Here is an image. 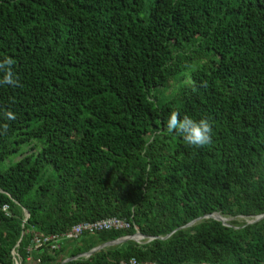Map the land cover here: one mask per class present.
Segmentation results:
<instances>
[{"label":"trees","instance_id":"obj_1","mask_svg":"<svg viewBox=\"0 0 264 264\" xmlns=\"http://www.w3.org/2000/svg\"><path fill=\"white\" fill-rule=\"evenodd\" d=\"M5 58L0 264H61L135 229L143 243L63 264H264V218L238 222L264 215V0H0ZM173 111L208 119L211 142L168 132ZM212 213L229 226L184 227ZM112 217L128 228L66 237Z\"/></svg>","mask_w":264,"mask_h":264},{"label":"clouds","instance_id":"obj_2","mask_svg":"<svg viewBox=\"0 0 264 264\" xmlns=\"http://www.w3.org/2000/svg\"><path fill=\"white\" fill-rule=\"evenodd\" d=\"M13 63L14 61L11 58H5L0 62V71L4 72L3 78L0 79V86H19L18 79L14 77L11 71ZM4 115L8 120L14 121L16 119L15 114L11 111H7ZM2 127L6 130L8 126L3 125ZM166 130L170 133L175 132L181 136L187 145L194 148H202L211 142L213 125L206 118L199 121L187 115L181 118L178 112L173 111L166 121ZM128 264H136L135 258H130Z\"/></svg>","mask_w":264,"mask_h":264},{"label":"built area","instance_id":"obj_3","mask_svg":"<svg viewBox=\"0 0 264 264\" xmlns=\"http://www.w3.org/2000/svg\"><path fill=\"white\" fill-rule=\"evenodd\" d=\"M3 210L6 211L7 207L4 206ZM128 224L119 218H106L102 220H97L93 222H82L79 224L74 225L70 231L66 234L67 238H76L82 232H87L88 234H93L101 231H109V230H124L128 228ZM136 232H138L135 229ZM50 240H55V243L58 241L55 235H50L47 237L42 236H34L32 239V248L37 249L41 246L42 243ZM141 239H138V241ZM54 246V245H53ZM126 264V263H121Z\"/></svg>","mask_w":264,"mask_h":264},{"label":"water","instance_id":"obj_4","mask_svg":"<svg viewBox=\"0 0 264 264\" xmlns=\"http://www.w3.org/2000/svg\"><path fill=\"white\" fill-rule=\"evenodd\" d=\"M24 213L26 214V217H27V216H28V213H27L26 211H24ZM263 218H264V215L256 216V217H254L253 219H251L249 222L245 223V225L256 223L257 221H259V220H261V219H263ZM202 219H214V220H216V221L221 222V223H222L223 225H225V226H229V221L231 220V219H229V218H225V217L221 216L219 213H212V214H209V215H205V216L199 217V218H197V219H195V220L189 222V223L186 224L184 227H189V226L195 224L196 222H198V221H200V220H202ZM168 236H169V235H167L166 237H168ZM166 237H164V238H166ZM145 238L147 239L146 236H144V235H142V234L136 232V233H134V234L131 235V236L123 237V238H119V239H117V240H114V241H110V242H106V243H104V244H101V245H99V246L93 248L92 250H90V251L87 252V253L80 254V255H78V256H76V257H73V258L65 259L64 261L61 262V264L65 263V262H68V261H70V260H72V259H76V258H78V257L89 256V255H91L92 253L96 252L97 250H100V249H102V248H104V247H106V246H112V245H116V244H119V243H123V242H125L126 240H129V239H130V240H135V241L138 242V239H145ZM164 238H163V239H164ZM148 239L151 240V239H153V238L150 237V238H148ZM15 264H19V263L16 262Z\"/></svg>","mask_w":264,"mask_h":264},{"label":"rangeland","instance_id":"obj_5","mask_svg":"<svg viewBox=\"0 0 264 264\" xmlns=\"http://www.w3.org/2000/svg\"><path fill=\"white\" fill-rule=\"evenodd\" d=\"M230 219V218H229ZM232 220V219H231ZM230 220V221H231ZM242 220H244V222L245 223H247V222H249L250 221V219H243V218H240L239 220H238V222H242ZM248 220V221H247ZM145 241V239H141V240H139L138 242L139 243H143ZM120 244V243H119ZM30 259V258H29Z\"/></svg>","mask_w":264,"mask_h":264},{"label":"bare ground","instance_id":"obj_6","mask_svg":"<svg viewBox=\"0 0 264 264\" xmlns=\"http://www.w3.org/2000/svg\"><path fill=\"white\" fill-rule=\"evenodd\" d=\"M248 221V220H247Z\"/></svg>","mask_w":264,"mask_h":264}]
</instances>
